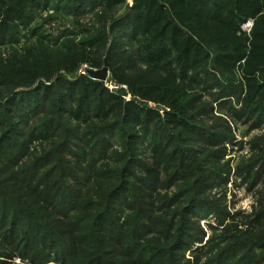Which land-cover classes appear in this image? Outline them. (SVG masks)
<instances>
[{
    "label": "trees",
    "instance_id": "16d2710c",
    "mask_svg": "<svg viewBox=\"0 0 264 264\" xmlns=\"http://www.w3.org/2000/svg\"><path fill=\"white\" fill-rule=\"evenodd\" d=\"M55 1L0 0V43L18 47L0 66V93L8 88V101L15 104L19 98L27 108L24 115L11 109L0 116V165L5 158L18 174L0 178V214L30 225L34 243L42 247L21 257L31 264H51L55 252L68 264H177V244L185 233L176 229L172 203L165 206L164 220L154 198L150 212L140 208L131 217L121 216L125 209L135 210L121 200L134 195L130 179L138 175L140 154L138 145L122 140L138 139L157 123L200 137L210 147L233 141V125L264 131V0H132V5L129 0H64L73 13L81 11L77 19L91 14L94 20L91 28L75 21L73 30L65 26L58 36L53 26L59 18L47 16ZM249 21L250 33L243 30ZM23 41L33 48L21 54ZM105 60L107 83L116 91L80 73L83 65L101 70ZM65 116L90 128L106 124L93 132L98 145H74L75 133H60ZM202 118L217 123L215 130L201 126ZM32 121H39L32 132L35 141L45 143L42 154H33L32 136L23 133ZM53 136L61 142L49 140ZM157 138L155 154L162 148ZM116 141L122 144L114 166H104L109 154L115 157ZM254 151L257 166L263 165L264 144ZM248 170L252 177V167ZM146 171L137 189L153 195L161 173ZM96 180L109 181L103 200L99 184L93 186L97 192L87 193ZM260 210L248 216L246 230L226 231L228 248L217 264L236 260L237 253L245 264H264V254H258L264 251V199ZM154 235L165 242L153 244L149 237ZM149 249L156 254L146 259Z\"/></svg>",
    "mask_w": 264,
    "mask_h": 264
},
{
    "label": "rangeland",
    "instance_id": "374dc122",
    "mask_svg": "<svg viewBox=\"0 0 264 264\" xmlns=\"http://www.w3.org/2000/svg\"><path fill=\"white\" fill-rule=\"evenodd\" d=\"M129 4L132 5V0H129ZM73 10L74 7H70L69 3L64 0H56L52 4L47 16L48 18H59V24L57 26L52 25L53 28H59L60 30H56L55 36H58V32H61V29L65 26L73 30L75 21H80L83 25L91 28V22L94 20L93 16L86 14L84 17L77 19L76 16L81 11L79 13H73L75 12ZM52 26L46 25V28ZM74 30L77 33L79 28ZM119 36L115 34L113 38L119 39ZM108 47L109 44L105 47V50ZM15 48L18 47L0 43V66L5 63ZM30 48H33V43L27 44L23 41L20 47L22 49L20 53H25ZM88 70L99 71L83 65L80 73L88 75ZM105 86L112 91L117 90V87L113 84L107 83ZM7 90L8 88L0 93V116L5 115L6 110L11 109H13L14 115L16 116L18 114H26L27 108L25 109L23 107L26 105L20 103L19 98L15 104H11L8 101L7 97L11 95L10 93L7 94ZM15 93H18V91ZM65 106L69 105L66 104ZM7 118L9 117L6 116ZM117 120L115 118L111 122H116ZM2 121L0 119V122ZM38 122H30L29 128L23 130L25 135L27 133L32 136L31 146L32 150H34L33 154H42L44 150L43 146H45L43 141H35L33 137L34 133L32 130H34ZM64 124L65 128L60 129L59 132L64 133L65 129H69L72 133H75L72 135V143L74 145L89 142V146L91 147L98 145L93 132L106 126V124L92 123L90 128L86 125L71 121L66 116ZM200 124L204 128H207V130L214 131L217 123L213 121L209 122V120L202 118ZM128 130H131V128ZM233 131L235 133L232 139L233 141H229L224 147H210L200 137H191L181 131L174 132L166 124L159 123L153 125L149 133H142L138 139L127 138L126 141L122 140L124 145H138L140 154L137 158L139 167L136 172L138 175L136 178L130 179L132 183L129 187L131 188L129 192H133L134 195H125L129 196V198L121 200V203L124 202L123 204L131 205L134 207L131 209L135 210L131 212L130 209H125L121 213V216L124 218L127 216L131 217L132 213L136 212L137 214L140 208L146 212H150L153 209L152 204H155V200L156 205L154 208L157 211V215L164 220L166 216L164 215L166 212L165 206L168 203H172L171 205L173 207L170 209V212L172 215L175 214L176 229H183L185 233L181 237V241L177 244L175 253L177 256V264H217L216 260L219 254L228 248L229 242H226V231L246 230L248 226L246 223L250 222L248 216H251L255 212H261L260 209L264 199V164L257 166V162H259L257 157L258 151H254V146L260 143L264 144L263 128L252 131L249 125L243 126L239 124L233 125ZM118 132H121V130L119 129ZM2 133V130H0V136ZM157 134L158 138L156 140H162V142L160 141L162 148L159 149V153L155 154L152 151V146L154 147L155 135ZM169 134L172 135L170 136V140L167 138ZM35 136L37 138L41 136L40 131H37ZM74 136L76 138L78 137V140H75ZM49 140L61 142L60 140H56L55 136ZM122 142H112L115 145V157L110 158L109 154L108 158L110 161L105 162L104 166H114L113 161L117 159V154L120 150L118 145H121ZM103 148V145H100L98 150H102ZM73 152L77 153V150L73 149ZM169 155L171 157H168ZM97 160L101 165V157ZM256 166L257 168L254 169ZM250 167L253 170L252 177H249L248 174L251 171L248 170ZM146 169H157L161 173L157 187L158 191L153 193L154 196L148 192L141 193L137 189V185L141 184L140 181L147 179ZM15 170L12 164L5 162L4 158L3 164L0 165V178H8V180L17 178L18 174ZM256 171L261 172L262 176L256 177L255 182H253L252 178L255 177ZM78 173L81 174L80 172ZM96 184H99L97 189L98 191L100 190V198L103 200L109 190V181H91V187L87 190V193L91 192L92 194L97 192L93 187ZM192 196L193 199L191 201L193 203L187 202ZM101 199L99 200L102 203ZM181 209H184L185 212L183 216L180 213L179 217H177V212ZM30 231L29 224L17 223L9 216L0 214V254L9 258L5 259L0 257V260H10L15 264H31L30 259L24 258L33 255L35 252L42 251V247L36 246L32 239V234L29 233ZM149 239L153 241V244H156L159 240L163 243L165 242L163 236L154 235L150 236ZM137 241L139 240L137 239ZM173 242L174 240L170 241V243ZM142 246L146 247L148 245ZM152 250H144L147 254L146 259L154 257L152 254L155 252ZM57 253L55 252V255L52 256L51 264L69 263L61 259ZM258 254L263 255L264 251ZM237 255V259L228 264H245L241 262L243 257L240 256V253H237Z\"/></svg>",
    "mask_w": 264,
    "mask_h": 264
},
{
    "label": "water",
    "instance_id": "95a60500",
    "mask_svg": "<svg viewBox=\"0 0 264 264\" xmlns=\"http://www.w3.org/2000/svg\"><path fill=\"white\" fill-rule=\"evenodd\" d=\"M87 73L93 80H97L102 84H107L109 80V66L107 61L105 60L104 67L101 70L99 71L88 70Z\"/></svg>",
    "mask_w": 264,
    "mask_h": 264
},
{
    "label": "built area",
    "instance_id": "2783aa9c",
    "mask_svg": "<svg viewBox=\"0 0 264 264\" xmlns=\"http://www.w3.org/2000/svg\"><path fill=\"white\" fill-rule=\"evenodd\" d=\"M252 27H253V22L249 21L243 26V30L247 31L248 33H250Z\"/></svg>",
    "mask_w": 264,
    "mask_h": 264
}]
</instances>
